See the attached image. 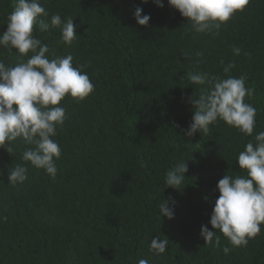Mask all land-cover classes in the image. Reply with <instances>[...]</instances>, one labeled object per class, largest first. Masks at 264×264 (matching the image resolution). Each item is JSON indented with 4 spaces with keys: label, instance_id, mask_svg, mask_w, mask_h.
Masks as SVG:
<instances>
[{
    "label": "trees",
    "instance_id": "obj_1",
    "mask_svg": "<svg viewBox=\"0 0 264 264\" xmlns=\"http://www.w3.org/2000/svg\"><path fill=\"white\" fill-rule=\"evenodd\" d=\"M15 0H0V34ZM41 0L62 19L72 17L77 39L60 43L61 29L34 36L50 55L85 64L94 91L83 101H62L66 120L54 139L62 151L52 179L30 163L28 179L13 187L8 169L24 164L21 140L0 148V264H264V225L246 247L206 245L201 226L209 223L227 173L243 175L237 157L251 140L218 120L208 134L184 135L194 115L189 99L204 86L190 73L247 77L254 90L246 102L256 108L255 132L264 131V0H250L219 36L196 34L187 19L163 0ZM151 17L137 23V7ZM241 48L235 56L233 47ZM202 52V57L196 53ZM0 59L14 66L16 50L0 47ZM26 59V58H25ZM181 161L188 172L181 189L166 188L165 176ZM175 202V218L159 213L163 199ZM168 239L164 254L149 251L156 236ZM231 249L225 255L223 248Z\"/></svg>",
    "mask_w": 264,
    "mask_h": 264
},
{
    "label": "clouds",
    "instance_id": "obj_2",
    "mask_svg": "<svg viewBox=\"0 0 264 264\" xmlns=\"http://www.w3.org/2000/svg\"><path fill=\"white\" fill-rule=\"evenodd\" d=\"M148 3L149 0H143ZM250 0H168L169 6L178 10L187 19L190 30L196 34L219 36L221 29L237 12L243 11ZM163 8V0H154ZM143 9L137 7L134 17L141 26H148L151 17L143 15ZM77 25L72 17L52 14L42 6L41 0H15L13 11L7 17V30L0 34V47L16 50L17 63L8 65L0 59V148L11 154V144L18 139L26 145L21 159L24 164H16L8 169V183L13 187L23 184L27 179L30 163L42 169L52 179L57 174L56 161L62 151L54 139L57 128L66 120V109L62 101L70 96L76 102L83 101L94 91L85 64L74 66V57L50 55V47L34 36V28L47 32L50 28L61 29L60 43L71 46L77 39ZM235 56L241 55V48L233 47ZM202 57V52L196 53ZM26 58V59H25ZM223 66L224 76H214L207 71L189 74L193 85L204 86L200 94L189 99L194 115L184 135L193 137L198 131L208 134L211 125L218 120L236 128L240 133L251 137L244 150L240 151L237 162L243 175L232 176L228 173L218 181L220 193L215 201L209 223L201 226V237L206 245L220 244L222 233L232 247H246L250 239L261 232L264 225V131L255 132L256 108L246 102L251 99L254 90L246 87L247 77L229 75L236 67L235 62ZM188 172L187 162L177 163L165 176L166 188L181 189ZM0 175H3L0 172ZM159 213L168 219L175 218V202L163 199L158 204ZM0 216V221H6ZM169 245L168 239L158 235L152 237L149 251L159 257ZM231 249L223 248L225 255ZM138 264H148V260L139 259Z\"/></svg>",
    "mask_w": 264,
    "mask_h": 264
}]
</instances>
